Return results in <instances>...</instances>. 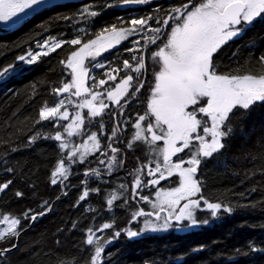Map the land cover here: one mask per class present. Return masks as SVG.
Returning <instances> with one entry per match:
<instances>
[{
	"label": "trees",
	"instance_id": "obj_1",
	"mask_svg": "<svg viewBox=\"0 0 264 264\" xmlns=\"http://www.w3.org/2000/svg\"><path fill=\"white\" fill-rule=\"evenodd\" d=\"M82 10L76 5L54 4L30 14L13 28H0V69L17 66L15 73L0 80V184L12 181L0 192V217L20 219L18 230L22 229L18 241L10 237L0 242V249L17 245L0 257V264H85L94 252L93 246L84 242L87 228L115 220L113 228L105 231L107 237L130 224L129 209L115 204L108 209L110 191L102 186L77 205L82 190L88 187L81 184L83 175H69L57 185L50 183L55 164L67 154L58 141L41 138L29 143L37 132L54 136L60 130L59 124L36 121L42 106L57 101L53 90L71 76L61 61L66 62L79 45L64 43L32 65L21 64L18 57L37 50L49 37L69 41L79 36L86 42L117 24L118 10L91 9L98 12L96 17L81 15ZM246 29L214 57L218 74H264V64L260 63L264 20ZM120 49L110 52L115 60L109 66L121 67L124 60H131L130 56H120ZM152 75L147 67L146 80L138 92L141 107L147 106ZM95 76L104 78L103 69H95ZM142 77L143 71L139 83ZM231 119L234 133L226 139V147L212 158L202 159L197 178L199 197L232 211L222 208L220 223L184 233L143 234L130 240L122 232L105 246L102 264H264V251H259L264 249V104L255 105L248 113L237 110ZM133 157L134 153L127 154V165L134 162ZM9 168L13 171H7ZM73 169L86 170V162L77 163ZM17 192L23 195L17 197ZM129 193V189L124 190V194ZM45 201L50 210L30 226L31 219L23 214L29 209V215L41 212ZM253 247L257 251H252Z\"/></svg>",
	"mask_w": 264,
	"mask_h": 264
},
{
	"label": "snow or ice",
	"instance_id": "obj_2",
	"mask_svg": "<svg viewBox=\"0 0 264 264\" xmlns=\"http://www.w3.org/2000/svg\"><path fill=\"white\" fill-rule=\"evenodd\" d=\"M149 0H123V4H147ZM52 0H0V21H11L10 27L19 24L24 17L31 13L38 12L41 8H47ZM110 6V5H108ZM91 5L83 7L81 15L96 17L98 12L91 10ZM23 14V15H21ZM15 18V19H14ZM264 20V0H199L193 3V0H187L179 6H174L167 13V18L160 20L152 15L147 17L131 18L127 23L128 27L118 28L112 25L103 29L96 35L95 39H88L82 43L81 37L69 41H57L54 37H49L43 44L38 45L42 49L40 52L29 51L26 56L18 57L26 65H32L38 61L41 56H47L49 52H55L61 48L64 43L71 45H82L69 55L67 61H61L68 69H71V82L64 83L62 87L54 89L57 96L62 94H70L66 98H61L54 106H42L38 113L37 124L44 121L53 122V126L62 120L69 119V113L65 107L66 102L72 103L71 96L80 97L84 94L90 96V99L82 100L77 107L87 108L88 116H101L108 105L103 99L98 98L104 95L103 92H95L92 88L85 87L86 79L93 81V87H101L107 84L108 80L115 81L117 75L121 71L131 70L133 73L140 74L145 68L144 57L141 55L132 56V60L136 61L133 65L129 60L123 61L122 68H109L104 75L107 79L96 81L95 76H90L89 67L85 66V59L91 58L96 60L97 57L105 51L114 48L122 41L138 32L144 31L146 28L154 35L147 37V44L157 45L160 40L163 46H159L158 50L152 53L153 59L160 65L159 71L155 73V82L151 90V97L147 103V112L139 115L134 123L135 132L132 141L128 143V148H133L135 142H141L148 146L151 152L158 153L162 156V161L157 159L155 167L148 165L137 169L141 172L143 168H147V175L153 177L147 182L143 181L139 175L135 178L132 186L133 198L139 195L138 189L143 187L160 184V181L178 176L179 186L168 189L158 190L155 195L159 204L152 203L154 212H145L143 209L134 211L131 221H136L139 217L155 216L156 220L161 219V213H166L163 222L156 224L151 220H144V227L139 230L121 229L115 231L112 239L120 237L124 232L128 239H134L141 236L146 231L158 232L167 230L172 227V221L175 220L177 225L183 221L190 222L184 227L200 226L210 223L209 220L198 221L195 215L196 210L201 207L202 196L193 199L201 191L200 181L197 178L199 167L202 159L212 158L214 154L220 153L226 147V139L233 133L232 116L240 110L244 113L250 112L251 108L257 104H264V74L261 75H226L218 74L214 57L229 41L240 36L246 31V25H252L257 19ZM64 19H69L65 17ZM155 20L156 24L161 27H151L149 21ZM170 21L174 24H170ZM123 22V21H122ZM162 27L169 29L167 34L161 38ZM105 33L108 35L106 36ZM136 46L140 45V40H133ZM139 47L126 49V51H139ZM260 63L264 64V56L260 57ZM92 67L104 68L105 64L97 62ZM17 66L8 65L0 69V78L5 77L10 72L15 73ZM134 77L132 74H125L120 82L106 93L107 99L116 105H121V100L128 96H134L143 87L133 86ZM72 89H75L73 92ZM127 103V100H125ZM191 106V110H189ZM61 109H64L61 111ZM122 114V113H121ZM202 114V115H201ZM200 117V118H198ZM154 118V122L150 119ZM85 117L79 112L72 119V123L64 128V132L69 137L76 134L84 124ZM149 122L145 124L144 122ZM103 130V124L100 125ZM117 128L112 129V135L108 137L111 140L117 136ZM202 133V134H201ZM54 139L60 142L59 148L65 150L69 148L68 142L63 140L61 132L57 131L54 136L44 135L37 132L29 138V143H35L37 140ZM89 141L91 148H89ZM163 141V147H157V142ZM196 142L193 150V142ZM112 155L107 162L109 174L117 165V153L120 149L108 144ZM100 140L95 132L87 137L84 143L68 152V159L74 161L77 152L80 153L79 163L83 164L87 155L91 152L100 151ZM185 149L192 150L187 160L179 156ZM82 150V151H81ZM102 154L107 155V152ZM176 156L177 160L173 161L172 157ZM101 164L105 161L101 160ZM123 161H120L122 166ZM187 165V166H185ZM11 172L13 169L9 168ZM70 167L66 166L65 160L60 159L51 173L50 183L57 185L68 179ZM94 175L100 176L97 169H88L84 172V176ZM12 181L0 184V192L6 190ZM82 185H86L87 181H81ZM125 188V185H120ZM90 192H99V189H90L85 187L81 195L78 197L77 205L82 201H86ZM67 194V193H65ZM17 197H21L23 193L17 192ZM59 198V197H58ZM120 199V196L113 192L106 204L109 210L114 203ZM144 202L151 203L148 196H140ZM181 201H185L181 206ZM204 203L213 218L218 216L223 206L220 203ZM127 200L118 207H124ZM43 210L39 213L31 214L29 209L23 214L25 219L35 221L38 216H43L50 210L47 201L42 206ZM86 211H95V209L86 208ZM223 211L230 213L232 209L223 208ZM115 220L105 222L99 227L86 229L85 244L93 246L94 252L85 264H102L105 256V246L111 243V239L103 240L102 237L96 235L97 232L103 233L104 230L112 229ZM0 224H6L5 228H0V242L10 237H18V230L21 220L9 215H3ZM76 225L74 224L73 227ZM16 244L11 247L0 249V257L8 254ZM252 251H257L252 248ZM264 251V249H259Z\"/></svg>",
	"mask_w": 264,
	"mask_h": 264
},
{
	"label": "flooded vegetation",
	"instance_id": "obj_3",
	"mask_svg": "<svg viewBox=\"0 0 264 264\" xmlns=\"http://www.w3.org/2000/svg\"><path fill=\"white\" fill-rule=\"evenodd\" d=\"M199 0H193V3H198ZM183 3H187V0H149L147 4H123V0H52L51 5L54 4H71L76 5V7L83 8L86 5H91V9H107V10H118V16H117V24L116 26L118 28L128 27V21L131 18H139V17H147L149 15H152L154 18H158L160 20L167 18V13L170 11V9L174 6H179ZM110 5V6H108ZM42 9V8H41ZM123 21V22H122ZM263 20L257 19L252 25H246L245 27L249 28L254 26L255 24H258L262 22ZM170 24H174V22L170 21ZM112 25H109L107 28H110ZM149 25L151 27H161V25L156 24L155 20L149 21ZM169 31L168 28L162 27L161 32V38L167 34ZM154 35L153 33L149 32L147 28L142 31L138 32L137 34H134L128 38V40L122 41V44L119 45L120 47V56H132L134 52L126 51V49L133 48V40H140V42H143L141 45V55L143 49L146 47L144 46L147 43V37ZM132 43V44H131ZM157 45L163 46L160 40L157 41ZM157 45L149 46L146 48L145 56L147 54L152 55L153 52L158 50ZM148 46V44H147ZM117 48V47H116ZM160 65L156 62V72L159 71ZM143 71V70H142ZM146 77H147V69H146ZM139 85V84H138ZM137 85V86H138ZM106 98L105 96H103ZM125 100H127V103H125ZM105 104L108 105V108L104 110L101 116H97L98 119L92 118V123L90 125V132H95L100 140L101 149L100 151L91 152L87 155V163H86V170L88 169H97L100 172V176L96 177L94 175H89L88 177L84 176V171H77L75 169L72 170V174L70 175H83L84 179L83 181H87L88 187L90 189H100L101 186L103 190L108 189L109 191H114L115 188H117L120 193L121 191H124L125 189H129L130 193L129 195L121 193L120 199L117 200L114 204L118 207V205L123 204L125 200H127V204L124 206V208L129 209L132 213L134 211L143 209L145 212H154L151 208V203L144 202L140 199V196H147L148 194L146 191H148V188L143 187L142 189H138L139 195L133 198L132 195V184L134 180V176L137 173V169L140 168L142 163H146L150 160L152 153L155 155V152H151L147 145L141 143V142H135L133 148H128L127 145L129 142L132 141V137L135 132L134 123L138 119L139 115H144L147 112V106L141 107V103L138 100V93H136L134 96H128L125 99L121 100V105H116L113 102L109 100L104 99ZM147 105V104H146ZM122 113V114H121ZM202 115V114H201ZM200 118V117H198ZM154 122V118H150ZM149 121L146 120L144 123L147 124ZM101 123L103 124V130H101ZM117 128V136L113 137L111 140L108 139L112 135V129ZM202 134V133H201ZM112 144L113 147H117L120 149V152H118L117 155V165L114 167L113 171L110 173L112 175H109L108 169H107V162L109 157L112 155L111 150L107 147L108 144ZM143 144V146H142ZM196 142H193V150L195 148ZM142 149L144 150V155L147 157L145 162H142ZM107 152V155L102 154L103 152ZM134 153V162L126 164L127 161V154ZM191 155V150L185 149L183 153H180L179 156L182 157L184 160H187L189 156ZM105 161L104 164H101L100 161ZM123 161L122 166L120 165V161ZM174 160H177V157H174ZM154 162V161H153ZM101 164V165H100ZM147 164V163H146ZM154 164V163H152ZM187 166V165H185ZM140 174V173H139ZM198 175V173H197ZM199 176V175H198ZM178 182L177 176H173L167 180H164L161 185L165 184L168 186L176 185ZM125 185V188H121L120 185ZM94 193V192H90ZM206 199L201 200V205L206 206L204 203ZM151 201V200H149ZM208 203H217L211 200H206ZM184 201L181 203V206L183 205ZM122 208V207H121ZM196 218L198 221H203L205 219L209 220L210 223L206 225H212L215 223H220L223 221V217L221 215V212L218 213V216L216 218H213L210 214L209 210L205 209H198L196 210ZM145 219H152L156 220L155 216L151 217H139L136 221H131L130 224L133 227L134 230L141 229V225ZM213 219V220H212ZM174 221H172V224ZM205 224H202L200 226H197L195 228H191L184 231H176L175 229L168 230L167 232H173V233H184L189 232L193 230L202 229ZM202 227V228H201ZM165 233V232H164ZM153 234H161V233H153Z\"/></svg>",
	"mask_w": 264,
	"mask_h": 264
},
{
	"label": "rangeland",
	"instance_id": "obj_4",
	"mask_svg": "<svg viewBox=\"0 0 264 264\" xmlns=\"http://www.w3.org/2000/svg\"><path fill=\"white\" fill-rule=\"evenodd\" d=\"M31 14H32V13H31ZM21 15H23V14H21ZM29 15H30V14H29ZM29 15H28V16H29ZM28 16L24 17L23 20L26 19ZM14 19H15V18H14ZM23 20H22L20 23H22ZM20 23H19V24H20ZM10 24H11V21H9V22H7V23L0 21V28H1V29H10V28H13V27H10V26H9ZM19 24H16L15 26H17V25H19ZM15 26H14V27H15ZM246 28H247V27H246ZM109 29H110V28H109ZM101 31H102V30H101ZM101 31H100V32H101ZM100 32H98L97 34H99ZM97 34H96V35H97ZM96 35L93 36V37L90 38V39H95V38H96ZM105 35L107 36L108 34L105 33ZM82 43H83V42H82ZM42 44H43V43H42ZM121 44H122V42H121L119 45H121ZM131 44H132V43H131ZM142 44H143V42H140V45H139V46H136V45L133 44V47H139L140 50H139V51H134V53L132 54V56L135 55V56H137L138 58L141 56V45H142ZM119 45H116L114 48L118 47ZM81 46H82V45H79V47H81ZM79 47H78V48H79ZM78 48H77V49H78ZM114 48H112V49H110V50H108V51L103 52V53L101 54V56H99V57L96 58V60H92L91 58H86V59H85V66H87L88 64H90L89 66H87V67H89V74H90V76H95V69H103V72L105 73L110 67H111V68H122V67H123V64H122L121 67H120V66H109L110 63H111L112 61L115 60V56H113V55L110 54V52H111ZM77 49H76V50H77ZM44 50H46V49H42V48L38 47L37 50H35V51H33V52H40V51H44ZM107 56H112V57H110V59L107 60V59H106ZM132 56H130V59H131V60H129V62L132 63L133 65H135V64H136V61H133V60H132ZM87 62H88V64H87ZM97 62H102V63H104L106 68H105V67H104V68L92 67V65L95 64V63H97ZM21 64H24V63L22 62ZM86 64H87V65H86ZM24 65H26V64H24ZM147 67H148L149 69H151V72L153 73V75H152V80H153V82H152V88H153V86H154V82H155V73H156V69H155V67H156V61L153 59L152 55L149 56V54L146 55V68H147ZM68 71L70 72V75H71V69H68ZM126 72H127V74H132L134 77H137V79H134V81H133V86H134V87L137 86L138 83H139V80H140V78H141V74H142V72H141L140 74H137V73H133V72H131V70L121 71V72L119 73V75L122 74V76L117 75L118 80H117V79H116L115 81L108 80L107 84H105L104 86L98 87V88L93 87V81H92L91 79H86V81H85V87L92 88V90L95 91V92H103V93H104L103 96L106 97V98H104V97L102 96V97L98 98V101L96 102L97 105H98V103H99V99H103V100L105 99V100H108V99H107V96H106L107 91L113 89V88L115 87V85L118 84V83L120 82L121 78H123V77L125 76ZM6 76H7V75H6ZM6 76H5V77H6ZM5 77L0 78V80L4 79ZM95 78H96V81H97V82H98L100 79H107L106 76H104V78H97V77L95 76ZM71 79H72V76H70V78H69L66 82H64V83L71 82ZM64 83H63V84H64ZM63 84H62L60 87H62ZM152 88H151V89H152ZM72 91L74 92L75 89H72ZM69 95H70V94L65 93V94H62L61 96H58L56 102H58V100L61 99V98H66V97H68ZM150 97H151V91H150ZM150 97H149V99H150ZM70 98H71V100H72V103H71V104H68V103L66 102V105H65V107L67 108V111H68V113H69V119H68V120H62V121H59L58 123H56V124L61 125V128H60L59 132H61L62 137H63V140H64L65 142H68V144H69V148L66 149V151H67L66 158L64 159V160H65V164H66V166L70 167V173H69V175L71 174V172H72V170H73V167H74L77 163H79V156H80V153L77 152L76 157H75V160H74V161H70V160L68 159V152L72 151L74 148H76V147H78L80 144L84 143V141L87 140V137H88L89 135H91V132H90V125H91V123H92V118H93V117L88 116V109H87V108H79V107H77V105H78L82 100H84V99H86V98H87V99H90V98H91L90 96H88L87 94H84V95H82V96H80V97L71 96ZM56 102H55V103H56ZM55 103L52 104V105H47V106H54ZM104 103H105V102H104ZM190 107H191V106H190ZM63 110H64V109H61V111H63ZM189 110H191V109L189 108ZM77 112H79L81 115H83V116L85 117V119H84V124H83V126H82L79 130L76 131V134H74L73 136L69 137V136L67 135V133L64 132V128H65L68 124L72 123V119H73V117H75V115H76ZM94 119L96 120V119H98V118L95 117ZM194 142H195V141H194ZM59 143H60V142H59ZM88 146H89V148H91V142H90V141H89V145H88ZM142 146H143V144H142ZM157 147L162 148V147H163V141H159V142H157ZM81 151H82V150H81ZM191 151H192V150H191ZM174 157H175V156H174ZM174 157H172L173 161H175V160H174ZM157 159H159V160L162 161V156H159L158 153H155V155L152 153L151 158H150L149 161H152V162L154 161V162H153L154 164H151V165H150L151 167H155V161H156ZM149 161L146 162L147 164H146V163H145V164L142 163V165H141L140 168H138V169H141L142 166H144V165H148V164H149ZM85 162L87 163V158H86ZM85 162H84V163H85ZM57 163H58V161H57ZM57 163L55 164V167H56ZM79 164H80V163H79ZM100 165H101V164H100ZM55 167H54V169H55ZM54 169H53V170H54ZM139 173H140V174H139ZM69 175H68V176H69ZM137 175H139V176L141 177V179H142L143 181H145V182H147L148 180H150V179L153 178V177H150V176L147 175V168H143V170H142L141 172H137V173L135 174V176H134V180H135V178L137 177ZM177 178H178V176H177ZM134 180H133V182H134ZM166 180H167V179H166ZM163 181H164V180L160 181V184L156 185L155 187H152V186H148V187H146V188H148V191H146V193L148 194L147 196L149 197V200H151V208H152V210H154V211H155V209H153V207H152V203H157V204H159V201L157 200L156 195H155L156 191L161 190V189H163V190H168V189H172V188H175V187H178V186H179V178H178V182H177L176 185H171V184H169L168 186L166 185V187H165V184H164V185H161V183H163ZM132 186H133V184H132ZM113 192H115V193L118 194L119 196H120L121 193H124V191H121V193H120V191H119L117 188H115L114 191L112 190V191L109 192V194H108V195H109L108 198H110V196L113 194ZM198 197H199V193L197 194V196L193 197V199H196V198H198ZM108 198H107V199H108ZM182 202H183V201H181V203H182ZM184 203H185V201H184ZM200 209L208 210V209H207V206H203V205H201ZM165 215H166V213H161V219H160V220H152V219H148V220H151L152 222H154V223H156V224H160V223L163 222V218H164ZM195 215H196V212H195ZM10 217H11V216H10ZM0 219H2V217H0ZM173 221H174V223L172 224L173 226L170 227V228H171V229L173 228V229H175L176 231H184V230H188V229H191V228H195V227H197V226L184 227V225H188V224L190 223V222H188V221H183V222H181V224H179V225H177V223H176L175 220H173ZM143 222H144V221H143ZM6 226H7L6 224H0V228H5ZM143 227H144V223H142V225H141V228H143ZM129 228L132 229V230H134L133 227L131 226V224H129V225L126 227V229H129ZM170 228L167 229V230H162V231H158V232H152V231L149 230V231H146V232L143 233V234L164 233V232H167L168 230H170ZM94 229H95V228H94ZM105 231H106V230H104L103 233L97 232L96 235H97L98 237H102V238H103L101 242H103V240H107V239H111V241H112V237H113V236H107V237H106V236H105ZM134 231H136V230H134Z\"/></svg>",
	"mask_w": 264,
	"mask_h": 264
},
{
	"label": "water",
	"instance_id": "obj_5",
	"mask_svg": "<svg viewBox=\"0 0 264 264\" xmlns=\"http://www.w3.org/2000/svg\"><path fill=\"white\" fill-rule=\"evenodd\" d=\"M149 46H153V45H152V44H148V46H147L146 48H148ZM146 48L143 49V51H142V55H143V57H144V63H145V68L143 69V77H142V80H141V82H140V83H142V84H144V82H145V80H146V56H145ZM110 175H112V174H109V175H107V176H110ZM38 217H42V216H38ZM34 222H35V221L31 220V222H30V226H31ZM20 233H21V231H20ZM19 236H20V234H19ZM19 236L17 237V241H18ZM16 243H17V242H16Z\"/></svg>",
	"mask_w": 264,
	"mask_h": 264
},
{
	"label": "bare ground",
	"instance_id": "obj_6",
	"mask_svg": "<svg viewBox=\"0 0 264 264\" xmlns=\"http://www.w3.org/2000/svg\"><path fill=\"white\" fill-rule=\"evenodd\" d=\"M213 220V219H212Z\"/></svg>",
	"mask_w": 264,
	"mask_h": 264
}]
</instances>
